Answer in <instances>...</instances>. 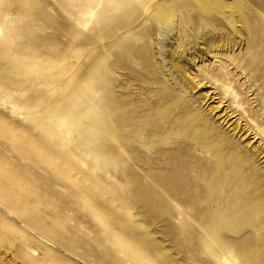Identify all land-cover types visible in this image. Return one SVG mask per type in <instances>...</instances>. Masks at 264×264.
Masks as SVG:
<instances>
[{"label": "rangeland", "instance_id": "374dc122", "mask_svg": "<svg viewBox=\"0 0 264 264\" xmlns=\"http://www.w3.org/2000/svg\"><path fill=\"white\" fill-rule=\"evenodd\" d=\"M246 185L264 0H0V264H204L169 192Z\"/></svg>", "mask_w": 264, "mask_h": 264}, {"label": "bare ground", "instance_id": "6f19581e", "mask_svg": "<svg viewBox=\"0 0 264 264\" xmlns=\"http://www.w3.org/2000/svg\"><path fill=\"white\" fill-rule=\"evenodd\" d=\"M81 127L84 137L94 141L100 137V132L95 127L93 129L92 123L91 126L84 123ZM251 181L255 184L261 182L253 176ZM261 186L259 190L263 189ZM165 187V190L169 188V184L166 183ZM247 189L248 185L240 191L236 187L227 195L213 192L200 194L202 190L198 193L193 190L195 192L190 198L180 195L176 190L169 192L166 200L174 201L178 210L183 209L192 217L189 229L192 237L191 251L196 256L198 253L205 255L204 264H231L229 256L235 251H239L236 254L237 264H264V206L261 202L264 196ZM179 215L183 219L181 212Z\"/></svg>", "mask_w": 264, "mask_h": 264}]
</instances>
